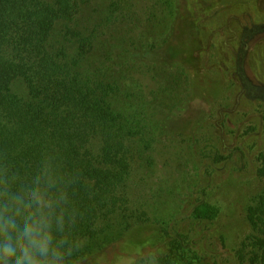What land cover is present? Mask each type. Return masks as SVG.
<instances>
[{"label": "trees", "instance_id": "obj_1", "mask_svg": "<svg viewBox=\"0 0 264 264\" xmlns=\"http://www.w3.org/2000/svg\"><path fill=\"white\" fill-rule=\"evenodd\" d=\"M90 10L95 13L91 0H0V179L19 184L47 168L57 180L56 195H67L61 205L66 232L83 243L77 264H93L117 243L118 264H142L150 261L126 238L166 220L167 212L157 211L156 218L144 204V210L131 204L135 195L147 197L128 184L132 151L154 143L180 148L184 175L173 200L181 210L194 201L197 207L198 189L223 161L209 134L202 135L210 144L206 157L201 139H189L178 120L188 104L176 103V89L189 71L199 78L201 48L191 22L168 0L150 6L152 36L124 24L139 12L131 1L108 0L99 17ZM141 69L160 78L157 87L132 78ZM16 82L25 94L13 89ZM258 176L264 180V160ZM246 218L254 234L237 255L243 264L246 256L247 264H264V191L252 199ZM171 236L177 257L157 264H206L190 256L195 242L175 219Z\"/></svg>", "mask_w": 264, "mask_h": 264}, {"label": "rangeland", "instance_id": "obj_2", "mask_svg": "<svg viewBox=\"0 0 264 264\" xmlns=\"http://www.w3.org/2000/svg\"><path fill=\"white\" fill-rule=\"evenodd\" d=\"M124 1L139 8L124 24H137L145 36H152L150 26H156L147 23L148 13L151 5L161 7V0ZM107 2L91 0L95 13L90 10L89 15L99 17ZM168 2L176 4L180 18L191 22L193 38L201 48L195 63L201 69L196 73L199 78L194 81V73L189 71L190 78L176 89V103L181 107L188 104L178 120L185 125L189 139L194 134L201 139L200 150L206 157L210 155V148L206 149L210 144L203 142L202 135L209 134L223 161L217 165L213 179L202 182L198 189L202 195L197 207L192 205L194 201L181 210L173 200L184 175V162L177 156L180 148L167 144L163 149V145L154 143L148 150L132 151L128 184L131 189L143 190L147 197H130L131 204L148 212L152 209L156 218L157 211H165L169 222L159 218L150 228L135 229L126 242L135 254L150 261L142 264H157L160 258L175 259L171 236L175 219L195 242L191 257L199 255L206 264H243L237 251L254 234L246 213L252 199L264 191V180L258 176L264 160V0ZM182 19L179 27L183 29ZM152 77L141 69L132 78L139 84L157 87L160 78ZM13 89L19 95L26 93L20 82L14 83ZM118 244L110 245L93 264H118Z\"/></svg>", "mask_w": 264, "mask_h": 264}, {"label": "clouds", "instance_id": "obj_3", "mask_svg": "<svg viewBox=\"0 0 264 264\" xmlns=\"http://www.w3.org/2000/svg\"><path fill=\"white\" fill-rule=\"evenodd\" d=\"M47 168L28 181L0 179V264H77L83 243L65 229L61 207Z\"/></svg>", "mask_w": 264, "mask_h": 264}]
</instances>
